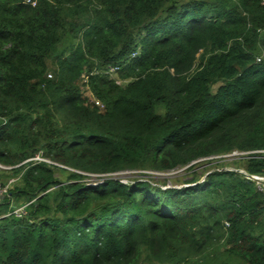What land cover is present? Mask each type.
<instances>
[{"label":"trees","instance_id":"trees-1","mask_svg":"<svg viewBox=\"0 0 264 264\" xmlns=\"http://www.w3.org/2000/svg\"><path fill=\"white\" fill-rule=\"evenodd\" d=\"M234 150L264 176L263 0H0V264H264L241 173L104 177Z\"/></svg>","mask_w":264,"mask_h":264},{"label":"rangeland","instance_id":"rangeland-1","mask_svg":"<svg viewBox=\"0 0 264 264\" xmlns=\"http://www.w3.org/2000/svg\"><path fill=\"white\" fill-rule=\"evenodd\" d=\"M181 2H187L190 0H180ZM51 73V72H50ZM49 73V74H50ZM107 73L113 78L118 84L125 85L127 81H123L117 78L114 73V68H110ZM221 81H214L211 84V90H215L219 86ZM83 94L88 98L89 102L96 104L95 99L91 94L83 89ZM249 154L248 152L234 150L230 153H226L218 157H204L197 161H194L184 167L172 170V171H154L151 169H139V170H128L120 171L115 173L104 174V177L118 180L122 183H130L134 181H147L155 187H160L162 189H170L176 187H183L185 182L192 178L198 179V182L204 181L207 175L214 174L216 172L222 171H234L240 173L243 171V156ZM103 176L101 175H89L83 182L89 184L99 183ZM56 178L59 180L66 179V173L61 171L56 172ZM22 205L20 201L13 200L10 207L15 208ZM146 264V263H142Z\"/></svg>","mask_w":264,"mask_h":264},{"label":"built area","instance_id":"built-area-1","mask_svg":"<svg viewBox=\"0 0 264 264\" xmlns=\"http://www.w3.org/2000/svg\"><path fill=\"white\" fill-rule=\"evenodd\" d=\"M25 3L27 4H31V5H35L36 4V1L37 0H24ZM264 2V0H263ZM264 152V151H263ZM47 161L43 158H41L40 155H36L34 158L30 159L29 161ZM240 173L244 176V178L246 180H249V181H252L255 183V186L257 187V189L262 193L264 194V176H259V175H249L247 173H245L244 171H240ZM14 181L13 180H10L9 181V184H12ZM8 185L4 188H0V199L2 197V195L4 193L7 192V189H8ZM25 206H22V207H19V208H16L13 213L17 216H20L21 214H23V210H24Z\"/></svg>","mask_w":264,"mask_h":264}]
</instances>
